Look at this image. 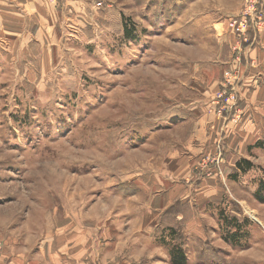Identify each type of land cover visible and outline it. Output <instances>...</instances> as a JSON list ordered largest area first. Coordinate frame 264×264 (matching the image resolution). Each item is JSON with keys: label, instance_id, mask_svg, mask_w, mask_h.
Wrapping results in <instances>:
<instances>
[{"label": "rangeland", "instance_id": "374dc122", "mask_svg": "<svg viewBox=\"0 0 264 264\" xmlns=\"http://www.w3.org/2000/svg\"><path fill=\"white\" fill-rule=\"evenodd\" d=\"M28 1L0 0V224L138 228L139 264L173 245L187 264H264V107L242 95L264 87L261 31L239 48L231 29L246 2Z\"/></svg>", "mask_w": 264, "mask_h": 264}, {"label": "crops", "instance_id": "0c3cea01", "mask_svg": "<svg viewBox=\"0 0 264 264\" xmlns=\"http://www.w3.org/2000/svg\"><path fill=\"white\" fill-rule=\"evenodd\" d=\"M27 3L35 7L39 15L43 14L47 6L43 0ZM3 11L8 12V10ZM4 23L7 25L6 22ZM262 23L264 24V16ZM262 26L259 29L261 31L260 41L256 46L255 43L252 45L250 57L255 62L258 60L257 68L264 70V25ZM247 60L248 58L245 59V63ZM247 70L248 68H245V72ZM249 80V77H246L242 81L243 98L250 102L258 101L264 107V87L256 86L252 78L251 81ZM248 84L255 87L252 92L248 89L250 88ZM246 100H243V105L249 104ZM220 124L221 121L218 119L219 128ZM246 126H250L255 131L253 125L247 124ZM242 132L241 129L233 132L229 140L236 141L237 136L243 139L245 136ZM254 135L251 133V136ZM89 225H92L89 221L82 226H77L75 222H67L59 223L55 227L46 226L43 231L33 232L28 228L27 223L24 228H13L11 225L0 224V240L3 243L0 264H139L141 254L136 255L137 250L143 248L142 246H145L146 248L143 249L147 250L151 247L150 243L140 245L138 228H135L136 230L127 229V231H132L131 236L128 237L129 234L125 236L118 228L109 227L107 224H100V227L94 231ZM142 234L146 236L142 239L145 241L149 233L142 232ZM121 245L124 247L120 248Z\"/></svg>", "mask_w": 264, "mask_h": 264}, {"label": "built area", "instance_id": "2783aa9c", "mask_svg": "<svg viewBox=\"0 0 264 264\" xmlns=\"http://www.w3.org/2000/svg\"><path fill=\"white\" fill-rule=\"evenodd\" d=\"M245 10L240 15L239 19L234 20L232 23V31L238 36V43L236 47H244V42L250 41V36H247V32L250 30V27L254 28V30L259 31V26L262 23L263 11L256 7V0H244ZM252 25V26H250ZM255 32V31H254ZM256 34V33H255ZM232 72H226L224 76V81L226 83L231 84ZM234 79V77H233ZM229 100H227L228 103ZM226 109V106H222L221 110ZM221 114V112H219ZM236 121V120H235ZM2 246L0 244V254H1Z\"/></svg>", "mask_w": 264, "mask_h": 264}, {"label": "trees", "instance_id": "16d2710c", "mask_svg": "<svg viewBox=\"0 0 264 264\" xmlns=\"http://www.w3.org/2000/svg\"><path fill=\"white\" fill-rule=\"evenodd\" d=\"M126 32V36L129 37L130 33L127 29H125ZM237 166L239 168H241L242 170H244L246 167H250L251 163L248 160H242L241 161V165L240 162L237 163ZM256 198L261 201L264 202V181H260V186L258 191L255 194ZM238 230H235V232L232 233L230 237L231 240L233 241H238L236 239H238L237 234ZM171 235V233H170ZM172 236V235H171ZM183 247V246H182ZM180 247L179 245H173L171 248L168 249L170 258H171V264H187V255L185 254L184 249Z\"/></svg>", "mask_w": 264, "mask_h": 264}, {"label": "bare ground", "instance_id": "6f19581e", "mask_svg": "<svg viewBox=\"0 0 264 264\" xmlns=\"http://www.w3.org/2000/svg\"><path fill=\"white\" fill-rule=\"evenodd\" d=\"M261 20H263V16H262ZM261 24H262V23H261ZM261 24H260V26H259V29H260V27H261Z\"/></svg>", "mask_w": 264, "mask_h": 264}]
</instances>
